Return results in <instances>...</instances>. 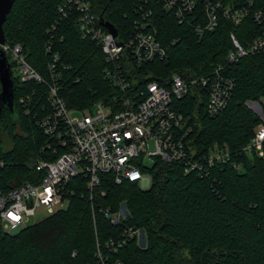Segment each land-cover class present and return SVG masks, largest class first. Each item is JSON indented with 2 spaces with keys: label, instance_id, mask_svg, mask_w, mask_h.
I'll use <instances>...</instances> for the list:
<instances>
[{
  "label": "trees",
  "instance_id": "16d2710c",
  "mask_svg": "<svg viewBox=\"0 0 264 264\" xmlns=\"http://www.w3.org/2000/svg\"><path fill=\"white\" fill-rule=\"evenodd\" d=\"M142 0H91L98 16L113 23L127 37L139 16ZM234 8L253 1L264 11V0H223ZM64 0H16L4 23L6 40L20 43L29 63L50 82L48 43L59 53L60 95L69 108L91 109L97 101L108 102L120 93L106 77L107 65L101 46L84 38L78 12L61 17ZM157 37L167 57L153 63L130 67L137 85L149 80L162 84L174 73L186 80L208 75L222 65L236 81L234 95L219 114L208 112V94L198 84L174 99V108L184 115L191 145L200 153L214 143L240 149L252 138L261 119L247 102L264 104V49L228 65L234 49L233 32L248 45L262 28L250 16L240 25L221 18L218 27L198 36L193 28L180 24L172 12L150 0ZM53 25H56L55 27ZM16 81L18 116L0 128V186L13 187L34 180V167L47 157L43 146L50 141L38 119L50 108L49 86L35 80ZM2 86L0 83V92ZM25 103L21 98L27 97ZM28 111V112H27ZM20 131V132H19ZM12 146L5 148L3 136ZM243 169L227 163L208 174L185 173L178 162L158 159L148 169L152 183L143 189L139 182L116 184L112 174H104L103 184L90 191L82 175L72 179L73 194L68 205L21 230L0 236V264H99L100 248L110 261L125 264H264V158L241 156ZM105 191V195L102 194ZM127 217L111 223L103 212L122 206ZM144 230L146 244L137 237L128 239L117 252L107 245L124 227ZM76 252V256L73 253Z\"/></svg>",
  "mask_w": 264,
  "mask_h": 264
},
{
  "label": "built area",
  "instance_id": "2783aa9c",
  "mask_svg": "<svg viewBox=\"0 0 264 264\" xmlns=\"http://www.w3.org/2000/svg\"><path fill=\"white\" fill-rule=\"evenodd\" d=\"M166 11L172 12L180 24L193 28L198 36L215 30L221 18L240 25L252 17L261 26L262 32L248 45H243L232 32L234 49L229 52L228 65L243 57L264 49V11L255 9L253 1L234 8L223 0H155ZM150 0H142L138 6L139 16L134 20L133 30L127 36H113L100 22L91 0H64L59 7L61 17L69 11L78 12V25L84 38L97 42L106 57L105 77L120 90L108 102L97 101L95 110L69 108L60 95V55L54 44L48 43L50 54V82L28 61L20 43L6 40L4 48L9 60L18 68L23 82L35 80L49 86L50 108L38 119L42 132L50 137L43 146L47 157L35 162L37 172L34 180H26L13 187L0 186V236L15 233L30 225V218L44 213L45 217L64 209L74 193L68 186L73 178L82 175L93 201L94 191L103 184V175L112 174L114 182H139L143 189L151 186L152 178L145 165L146 159L154 163L178 162L184 172L198 175L208 174L214 167L227 163L238 170L243 169L241 156L258 155L264 158V104L252 101L253 112L261 122L255 127L251 140L240 149L232 150L227 144L214 143L205 152H198L190 143L189 130H184V115L174 108V99L182 98L189 86L200 85L208 94L207 109L211 115L222 112L231 101L236 81L225 72V66H218L214 72L186 80L180 73L172 74L165 84L149 80L137 85L131 80L130 67L153 63L165 59L166 48L157 37ZM54 27L56 25H53ZM14 75V71H13ZM28 98H21L25 103ZM80 112L74 116L73 112ZM28 112V111H27ZM150 141L154 149L150 148ZM105 195V191H102ZM105 217L113 224L127 217L123 205L118 211L103 209ZM44 217V218H45ZM137 237L140 244L146 237L144 230L126 226L116 240L107 247L117 252L128 239ZM144 238V239H143ZM76 252L73 256H76ZM99 264H125L120 259L110 261L98 248Z\"/></svg>",
  "mask_w": 264,
  "mask_h": 264
},
{
  "label": "water",
  "instance_id": "95a60500",
  "mask_svg": "<svg viewBox=\"0 0 264 264\" xmlns=\"http://www.w3.org/2000/svg\"><path fill=\"white\" fill-rule=\"evenodd\" d=\"M15 1L16 0H0V83L2 86L0 92V128H4L7 125V115L12 121H15L18 116L16 81L13 75L12 64L2 47V44L6 42L4 23ZM100 22L114 37L117 36L118 29L113 23L105 20L103 16H100ZM251 102L252 101L247 102L249 107Z\"/></svg>",
  "mask_w": 264,
  "mask_h": 264
},
{
  "label": "rangeland",
  "instance_id": "374dc122",
  "mask_svg": "<svg viewBox=\"0 0 264 264\" xmlns=\"http://www.w3.org/2000/svg\"><path fill=\"white\" fill-rule=\"evenodd\" d=\"M13 71H14V77H19L18 68L16 66H14ZM92 109L95 110L96 107L93 106ZM80 114L81 113L77 112V111L73 112L74 116H77V115H80ZM3 138H4V141H5V148H7V149L10 148L12 146V144H11L8 136L4 135ZM150 148L154 149V143L152 141H150ZM145 165H147L149 168H151L154 165V161L152 159H146L145 160ZM44 217H45L44 213H39L38 215L30 218V224L36 223V222L42 220ZM141 244L144 245V240H142Z\"/></svg>",
  "mask_w": 264,
  "mask_h": 264
}]
</instances>
